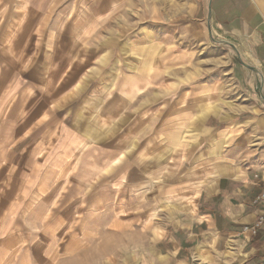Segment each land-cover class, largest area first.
<instances>
[{
	"label": "rangeland",
	"instance_id": "obj_1",
	"mask_svg": "<svg viewBox=\"0 0 264 264\" xmlns=\"http://www.w3.org/2000/svg\"><path fill=\"white\" fill-rule=\"evenodd\" d=\"M192 9L191 0L3 1V42L18 44L21 162L8 183L35 176L18 215L19 250L33 264H264L241 232H196L198 197L218 166L202 124L231 121L249 97L264 108V69L246 42ZM202 82L207 94L190 96Z\"/></svg>",
	"mask_w": 264,
	"mask_h": 264
},
{
	"label": "crops",
	"instance_id": "obj_2",
	"mask_svg": "<svg viewBox=\"0 0 264 264\" xmlns=\"http://www.w3.org/2000/svg\"><path fill=\"white\" fill-rule=\"evenodd\" d=\"M3 1L6 0H0V18ZM263 4L264 0H191L192 16L196 14L202 22L205 19L213 21L224 34L231 35L242 43L246 42L262 69ZM31 46L35 51L34 45ZM29 47L30 45L26 49ZM17 52L18 44L3 42L0 29V264H33L29 252L19 250L20 242L22 239L26 242L27 237L20 233L24 223L19 220L18 215L21 208L20 197L24 200V197L27 199L29 194H34L35 176L25 173L21 178V187L17 183H8L17 181L21 162L18 110L12 104L15 98L13 88L18 87ZM5 73L6 83L3 79ZM242 82L251 88V83L247 80ZM209 89L206 82H202L201 86L197 89L193 87L188 93L192 97L196 94L205 96ZM249 100L248 109L230 115L231 121L219 117V122L211 126L208 123L210 118H207L202 124L204 147L216 149L215 161L218 166L213 177L215 179L205 181L207 183L199 197L196 194L197 214L200 218L195 226L197 234L216 230L219 234L231 237L240 234L243 227L252 225L258 217L259 208L253 201L264 190V108L254 97H249ZM32 151L28 148V153ZM29 156L32 159L33 152ZM140 171L141 168L137 166V171L130 174L131 179L139 180ZM126 175L113 188L114 191H121L123 183L127 184ZM203 178L202 180L206 179ZM137 185L141 187L142 184ZM244 240V246H248L251 253H264V225L256 236L245 235Z\"/></svg>",
	"mask_w": 264,
	"mask_h": 264
},
{
	"label": "built area",
	"instance_id": "obj_3",
	"mask_svg": "<svg viewBox=\"0 0 264 264\" xmlns=\"http://www.w3.org/2000/svg\"><path fill=\"white\" fill-rule=\"evenodd\" d=\"M253 203L259 208L258 217L252 225H246L241 231L242 235L250 237L256 236L264 225V190L254 199Z\"/></svg>",
	"mask_w": 264,
	"mask_h": 264
},
{
	"label": "bare ground",
	"instance_id": "obj_4",
	"mask_svg": "<svg viewBox=\"0 0 264 264\" xmlns=\"http://www.w3.org/2000/svg\"><path fill=\"white\" fill-rule=\"evenodd\" d=\"M251 57H253V56H250V57H248L249 59H251ZM257 62V61H256ZM258 63V62H257ZM248 66V65H247ZM254 67V66H253ZM255 73H256V75H257V77L258 78H260L261 80L263 79L262 78V72L261 71H258L256 68H255ZM256 79V78H255ZM263 81V80H262ZM263 85V84H262Z\"/></svg>",
	"mask_w": 264,
	"mask_h": 264
}]
</instances>
